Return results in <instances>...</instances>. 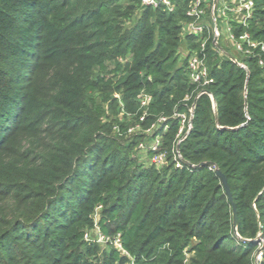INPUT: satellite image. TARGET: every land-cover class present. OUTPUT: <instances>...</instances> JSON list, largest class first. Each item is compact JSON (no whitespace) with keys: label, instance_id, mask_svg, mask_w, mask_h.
I'll list each match as a JSON object with an SVG mask.
<instances>
[{"label":"trees","instance_id":"trees-1","mask_svg":"<svg viewBox=\"0 0 264 264\" xmlns=\"http://www.w3.org/2000/svg\"><path fill=\"white\" fill-rule=\"evenodd\" d=\"M254 2L246 30L264 42V0ZM184 6L0 0V264H130L109 243L84 242L94 224L119 235L132 264H254V239H264V53L222 46L244 70L207 43L211 97L195 100L180 140L175 115L199 92L180 59L197 47L182 31ZM142 94L145 122L162 118L160 128L120 140L114 113L119 103L136 109ZM156 138L147 154L162 153L161 168L136 152Z\"/></svg>","mask_w":264,"mask_h":264},{"label":"built area","instance_id":"built-area-1","mask_svg":"<svg viewBox=\"0 0 264 264\" xmlns=\"http://www.w3.org/2000/svg\"><path fill=\"white\" fill-rule=\"evenodd\" d=\"M182 2L185 5L184 14L187 19L182 24V31L195 37L197 41V47L195 49H188L183 53V56H186L188 79L195 85V90H199V92L192 104L188 106L186 113L175 115L181 122L177 133V138L180 140L185 138L191 128V117L193 115L195 100L203 94L211 97L203 89V87L212 82V77L209 74L207 66V43L211 40L213 48L219 53L224 54L225 51L221 45L224 38L225 47L231 49L234 54H238L241 58L254 56L255 51L264 53V42L254 40L246 30L253 16L254 0H140L141 5L152 9H160L166 13L174 12ZM219 20L225 25L227 32V35L223 38L218 28ZM237 28H243L244 30L235 33ZM216 44L221 47V50L216 48ZM233 58L232 62L234 64L246 70L244 62L234 56ZM259 64H263L261 59L259 60ZM190 98L191 96H185L186 101H189ZM150 100L151 97L147 94L139 96V104L142 108H146ZM158 144L159 140L156 138L149 144L148 149L156 151ZM139 147H142V145L140 144ZM102 238L104 239V236ZM84 239L87 240V234L84 235ZM262 241H264L263 238ZM113 243L116 245V249L121 251L123 255L128 254L121 246L119 235H116ZM260 246L261 243L258 244V248ZM261 256L262 253L254 255V264L260 263Z\"/></svg>","mask_w":264,"mask_h":264},{"label":"rangeland","instance_id":"rangeland-1","mask_svg":"<svg viewBox=\"0 0 264 264\" xmlns=\"http://www.w3.org/2000/svg\"><path fill=\"white\" fill-rule=\"evenodd\" d=\"M218 28L220 30V33L222 34V38L227 35L225 25L219 20L218 21ZM224 38L221 42V45L225 47L224 44ZM226 48V47H225ZM231 53H234L231 49H229ZM183 55L180 56V59H182ZM118 97V96H117ZM119 111L114 113L113 116V132L118 136L120 140H129L132 137H134L136 134H142L146 136H150L153 130H158L160 127H158V124L160 121H162V118H157L154 120L146 121L145 118L148 113L146 111V108H142L140 104L136 107L134 110H125L123 108V105L119 103ZM186 113V112H184ZM177 118V117H176ZM178 119V118H177ZM179 120V119H178ZM145 122L143 125L142 123ZM118 124H121L123 127V130H120L118 128ZM181 126V122L179 121V127ZM150 142H145V139L141 141L138 146L136 147V152L138 156V160L143 163L146 166L155 165L157 168H161L163 165L166 164L164 156L162 153H156L150 157H148L147 151ZM142 145V147H139V145ZM100 211V208L96 209V214L93 216L95 220L98 219V213ZM101 236V237H100ZM102 234L94 224L93 230H89L87 232V240L84 239V242H90L91 244L99 245L100 249L103 250L107 248L106 244H111L114 248H117L116 245L113 243V239L116 238V235L107 237L104 236V239L102 238ZM121 254L122 252L119 251ZM128 261V263L132 264L134 262V258L130 255H124Z\"/></svg>","mask_w":264,"mask_h":264},{"label":"water","instance_id":"water-1","mask_svg":"<svg viewBox=\"0 0 264 264\" xmlns=\"http://www.w3.org/2000/svg\"><path fill=\"white\" fill-rule=\"evenodd\" d=\"M215 46H216L217 49L221 50V47L218 44H216ZM224 55L228 59H230L231 61L234 60L233 56L230 55L229 53L224 52ZM183 162L185 164H187V165H190L189 163H187L185 161H183ZM201 165H203V164H201ZM215 175L219 179L220 186L222 187L224 195L227 198L228 204L230 205V207L232 209V227H233V231L235 232L237 216H236L235 205H234V202H233V199H232V194H231L227 179H226L225 175L218 169H215ZM262 238H263L262 235L258 234V236L254 239V241L257 242L258 244L261 243V246H260V248H258L256 250L255 255H258L259 253H263L264 252V241H262Z\"/></svg>","mask_w":264,"mask_h":264}]
</instances>
